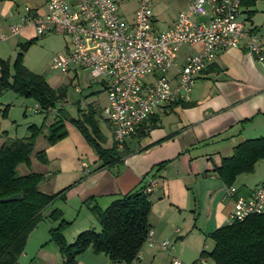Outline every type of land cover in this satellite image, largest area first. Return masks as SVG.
<instances>
[{
	"label": "crops",
	"instance_id": "obj_1",
	"mask_svg": "<svg viewBox=\"0 0 264 264\" xmlns=\"http://www.w3.org/2000/svg\"><path fill=\"white\" fill-rule=\"evenodd\" d=\"M26 7L45 13L43 0H0V16L7 33L9 26L20 20ZM186 7L187 0H183L180 11ZM241 19L264 43V0H257L249 7L242 5ZM155 20L157 23L156 15ZM23 34L27 40L38 37L32 28ZM0 58L13 63L3 56L1 47ZM24 65L27 67L25 61ZM77 69L72 70L75 75ZM97 92L99 90H93L88 96ZM184 103L189 106L167 104L159 108L148 122L152 123L154 118V126L146 130V135L128 137L121 148L127 149L128 154L120 163L109 167L100 168L101 161L82 133L67 121L65 138L53 145H48L44 138L22 175L42 173L44 178L39 189L48 194L64 189L63 197L58 196L43 209V217L29 234L16 264H62L63 257L50 240V229L57 223L48 216L54 209H60L64 219L71 222L64 231L67 242L71 243L84 230L101 229L86 203L89 198H95L101 208H106L149 180L152 181L149 222L156 245H144L138 259L130 264H174V259L183 264L197 259L203 249H210L212 242L208 236L229 223L235 199L249 197L264 182L262 159L256 163L253 173L238 176L232 185L236 188L234 196L226 198L228 186L216 171L223 159L233 154L236 145L264 136V68L241 48L223 50L197 77L190 99ZM64 104L59 107L64 108ZM107 104L108 100L102 104L93 99L84 107V112L87 113L90 106L96 108L105 136L104 147L110 148L115 141L102 112ZM80 109L83 110L81 106ZM50 114L54 116L56 112L51 110ZM3 132L2 144L7 137L12 138L7 131ZM40 150H45L47 164L36 158ZM162 162H166L164 167L157 171L155 166ZM167 239L170 245L165 250L160 249V242ZM76 264L127 263H114L105 254L89 248L77 257Z\"/></svg>",
	"mask_w": 264,
	"mask_h": 264
},
{
	"label": "built area",
	"instance_id": "obj_2",
	"mask_svg": "<svg viewBox=\"0 0 264 264\" xmlns=\"http://www.w3.org/2000/svg\"><path fill=\"white\" fill-rule=\"evenodd\" d=\"M43 1L45 13L26 7L8 33L0 16V42L28 28L36 36H66L67 51L55 55L51 67L65 74L84 68L91 78L100 80L108 100L102 112L120 149L144 126L148 130V122L159 108L188 101L197 77L219 52L241 48L264 68V43L245 27L242 0H187L186 9L164 31L156 28L152 0H133L136 7L131 19L120 12L116 0ZM183 46L198 49L179 59ZM81 107L84 110L83 102ZM35 109L39 111L38 106ZM151 183L146 191L151 190ZM235 192L230 186L225 197L231 198ZM263 212L264 182L249 197L235 199L229 222ZM144 245H156L152 228ZM169 245L168 239L159 244L163 250ZM173 263L182 264L179 259Z\"/></svg>",
	"mask_w": 264,
	"mask_h": 264
},
{
	"label": "trees",
	"instance_id": "obj_3",
	"mask_svg": "<svg viewBox=\"0 0 264 264\" xmlns=\"http://www.w3.org/2000/svg\"><path fill=\"white\" fill-rule=\"evenodd\" d=\"M256 1L242 0V5L253 6ZM38 37L18 43L19 51L12 64L0 58V97L11 90L19 96L34 100L39 107L37 112L45 115L50 114L51 110L56 112L53 121L47 126L45 122L39 127L32 124L28 127V136L7 137L0 146V264L17 263L29 234L43 217V209L58 196L63 197L64 189L53 194L39 189V184L44 178L42 173L19 175L17 171L20 165H31L35 143L41 134L48 145H53L68 135L65 121L69 117L64 108L57 106L66 96L65 87L53 88L43 75L30 71L24 65V54ZM172 104L189 106L184 101ZM7 108L8 106L3 110V116L7 115ZM97 113L91 106L87 113L79 109V117L71 118V122L94 149L101 161L100 168H104L120 163L128 154V150H121L116 143L110 148L104 147L105 136L100 129ZM153 119L152 123L148 124V129L154 126ZM146 134L144 126L137 135ZM36 158L41 163H48L45 150L38 151ZM262 159L264 136L236 145L233 154L224 158L216 171L222 181L230 187L238 176L253 173L256 163ZM165 163L155 166L156 170L160 171ZM148 186L150 180L121 195L106 208H101L95 198H89L86 203L101 229L84 230L71 243L67 242L64 236V231L71 222L64 219L60 209H54L48 216L51 221L57 223L50 229V240L57 245L63 257L62 264H76L77 257L89 248L95 253L105 254L114 263L130 264L138 259L151 229L149 215L152 201L151 190L146 191ZM15 194H20L21 199L5 200ZM208 237L212 247L203 249L199 257L190 264H264V212L242 221L229 222Z\"/></svg>",
	"mask_w": 264,
	"mask_h": 264
},
{
	"label": "rangeland",
	"instance_id": "obj_4",
	"mask_svg": "<svg viewBox=\"0 0 264 264\" xmlns=\"http://www.w3.org/2000/svg\"><path fill=\"white\" fill-rule=\"evenodd\" d=\"M116 1L120 5V12L127 18L131 19L133 16V10L136 7L135 1ZM182 2L183 0H152V8L157 18L156 28L158 30L162 31L172 24L181 9ZM25 40L27 39H25L23 34L15 36L13 39H8L4 43L0 42L1 53L5 58H10V61L13 62L19 51L18 43L24 42ZM67 45L68 39L66 36L59 34L40 36L24 54L23 61H25V64L31 69V71L34 70L36 73L42 74L50 85L54 87H65L66 96L64 100L57 104V106L59 107L61 104L63 105L66 100L64 108L68 112L69 118L67 122L74 125V123L71 122V118L79 117L81 102L84 103L85 108L90 101H93V99H98L99 102L104 104L107 102V94L104 89H101L103 87L101 86L100 80L91 78L90 72L87 69L78 68V73L75 75V71H70L65 74L51 67L52 58L55 55H62L65 53V47ZM190 50L191 49L188 46H183L178 53L179 59L183 58L184 54L190 52ZM93 90H99V92L88 96ZM7 106L9 115L7 114L6 116H3V110ZM53 119L54 116L52 114L45 115V113L37 112L35 109V103L32 99L19 96L11 90L5 92L0 97V134L3 131H7V134L12 138H23L29 135L28 127L30 125L36 124L39 127L45 122V126H47L53 121ZM2 136L3 135L1 134L0 146L3 141L1 138ZM43 143L44 136L41 134L36 140L34 150L37 151ZM92 150L94 151L93 148ZM33 155L34 153L32 156ZM25 168V165H20L17 169L18 174H23ZM190 262L184 261L183 264H189Z\"/></svg>",
	"mask_w": 264,
	"mask_h": 264
},
{
	"label": "water",
	"instance_id": "obj_5",
	"mask_svg": "<svg viewBox=\"0 0 264 264\" xmlns=\"http://www.w3.org/2000/svg\"><path fill=\"white\" fill-rule=\"evenodd\" d=\"M18 199H21V195L20 194H15V195L9 196L5 200L6 201H11V200H18Z\"/></svg>",
	"mask_w": 264,
	"mask_h": 264
}]
</instances>
